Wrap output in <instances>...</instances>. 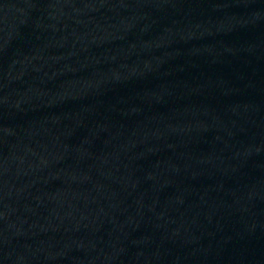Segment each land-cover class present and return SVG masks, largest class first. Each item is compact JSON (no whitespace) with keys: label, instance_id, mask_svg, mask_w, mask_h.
Wrapping results in <instances>:
<instances>
[{"label":"water","instance_id":"95a60500","mask_svg":"<svg viewBox=\"0 0 264 264\" xmlns=\"http://www.w3.org/2000/svg\"><path fill=\"white\" fill-rule=\"evenodd\" d=\"M0 264H264V0H0Z\"/></svg>","mask_w":264,"mask_h":264}]
</instances>
